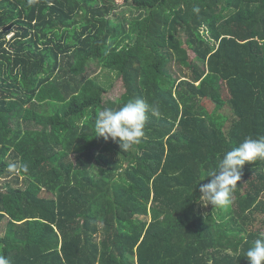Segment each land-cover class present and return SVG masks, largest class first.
I'll list each match as a JSON object with an SVG mask.
<instances>
[{
	"label": "trees",
	"instance_id": "obj_1",
	"mask_svg": "<svg viewBox=\"0 0 264 264\" xmlns=\"http://www.w3.org/2000/svg\"><path fill=\"white\" fill-rule=\"evenodd\" d=\"M104 70L117 99L104 98ZM50 82L62 101L38 102ZM130 99L160 115L123 151L94 120ZM247 137H264V0H0L9 264H249L264 160L243 166L227 208L198 202L201 179Z\"/></svg>",
	"mask_w": 264,
	"mask_h": 264
},
{
	"label": "clouds",
	"instance_id": "obj_2",
	"mask_svg": "<svg viewBox=\"0 0 264 264\" xmlns=\"http://www.w3.org/2000/svg\"><path fill=\"white\" fill-rule=\"evenodd\" d=\"M33 2L34 0H29V3ZM194 11L199 12V8H194ZM149 112L154 116L160 115L159 108L144 99H130L118 107H105L95 115V137L116 141L123 151L132 149L140 143L145 134L144 128ZM257 159L264 160V137L259 139L247 137L237 147L226 151L217 158L215 167L201 179L202 181L211 177L210 181L204 184L198 183L201 193L198 202L204 207L209 204L214 208L230 206L237 183L241 180L243 166ZM16 168L15 164L8 165L9 171H14ZM245 256L249 264H264V231L258 233L257 238L245 252ZM0 264H9V261L0 256Z\"/></svg>",
	"mask_w": 264,
	"mask_h": 264
},
{
	"label": "rangeland",
	"instance_id": "obj_3",
	"mask_svg": "<svg viewBox=\"0 0 264 264\" xmlns=\"http://www.w3.org/2000/svg\"><path fill=\"white\" fill-rule=\"evenodd\" d=\"M117 2H120L122 3L123 0H117ZM124 9V8H123ZM120 11V10H119ZM130 16V15H129ZM192 56H194L193 53H191ZM101 75H103L104 77H107V75L111 76L112 79H113V86H112V83H109V82H106L104 81L101 76H98L99 77V80L104 83L105 86H109V92L105 95V99H110V100H114V99H117V97L122 93V90H123V87H122V83L120 82V80H118L117 78H115L114 74L112 73H109L108 71L104 70L101 72ZM224 96H228V93L225 92L224 93ZM36 100L38 102H45L47 100H57V101H62V97L61 95L59 94V92L56 90V88H54L53 84L50 82V83H47L45 85H43L40 90L38 91L37 95L35 96ZM34 100V102H37ZM37 102V103H38ZM207 104L208 107H212L214 106V103L210 100H206L205 102ZM232 149L235 147V145L233 144L232 146ZM71 157L75 158V153L73 152ZM121 170V168H120ZM8 179V178H7ZM6 180V179H4ZM5 182V181H3ZM18 185H21L20 183ZM211 205L209 204L207 207H204L202 206L201 204L199 205V209L200 211L203 213H207V211L210 209ZM262 215V214H261ZM260 214H256V219L253 221V223L251 224V227H253L254 229H262L264 230V222H263V219H262V216ZM141 218L143 216H140ZM264 217V216H263ZM145 219H150V216H146V217H143ZM3 226H5V222L3 224Z\"/></svg>",
	"mask_w": 264,
	"mask_h": 264
}]
</instances>
